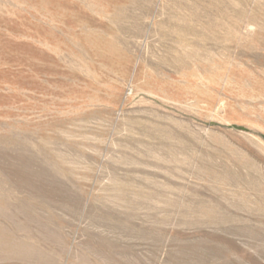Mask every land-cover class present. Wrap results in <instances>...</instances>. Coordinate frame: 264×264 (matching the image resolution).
<instances>
[{
	"label": "rangeland",
	"instance_id": "1",
	"mask_svg": "<svg viewBox=\"0 0 264 264\" xmlns=\"http://www.w3.org/2000/svg\"><path fill=\"white\" fill-rule=\"evenodd\" d=\"M0 264H264V0H0Z\"/></svg>",
	"mask_w": 264,
	"mask_h": 264
}]
</instances>
